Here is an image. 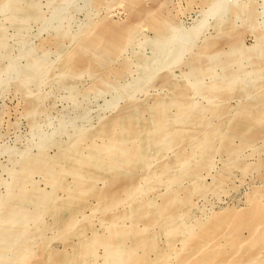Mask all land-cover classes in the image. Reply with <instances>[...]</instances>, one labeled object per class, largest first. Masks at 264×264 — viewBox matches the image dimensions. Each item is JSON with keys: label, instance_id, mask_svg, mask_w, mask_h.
I'll return each mask as SVG.
<instances>
[{"label": "rangeland", "instance_id": "374dc122", "mask_svg": "<svg viewBox=\"0 0 264 264\" xmlns=\"http://www.w3.org/2000/svg\"><path fill=\"white\" fill-rule=\"evenodd\" d=\"M0 264H264V0H0Z\"/></svg>", "mask_w": 264, "mask_h": 264}]
</instances>
